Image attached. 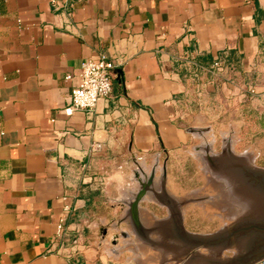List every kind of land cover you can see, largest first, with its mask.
<instances>
[{"label": "crops", "instance_id": "1", "mask_svg": "<svg viewBox=\"0 0 264 264\" xmlns=\"http://www.w3.org/2000/svg\"><path fill=\"white\" fill-rule=\"evenodd\" d=\"M263 50L264 0H0V264L249 256L225 263L222 238L176 233L187 218L169 187L164 216L153 198L191 141L185 96L215 89V63L229 72ZM101 54L111 97L66 116L82 62Z\"/></svg>", "mask_w": 264, "mask_h": 264}, {"label": "rangeland", "instance_id": "2", "mask_svg": "<svg viewBox=\"0 0 264 264\" xmlns=\"http://www.w3.org/2000/svg\"><path fill=\"white\" fill-rule=\"evenodd\" d=\"M220 74L214 90L200 83L183 99L181 120L191 141L172 161L171 178L159 180L153 200L164 216L169 187L187 218L176 233L185 229V236H207L209 243L222 238L214 243H223L226 263L264 237V50L250 66ZM252 225L260 230L238 232ZM239 260L264 264V255Z\"/></svg>", "mask_w": 264, "mask_h": 264}, {"label": "built area", "instance_id": "3", "mask_svg": "<svg viewBox=\"0 0 264 264\" xmlns=\"http://www.w3.org/2000/svg\"><path fill=\"white\" fill-rule=\"evenodd\" d=\"M116 65L106 54L90 58L82 62L79 72V83L71 90L69 106L64 110L66 116L71 117L77 112H89L96 108L101 100L111 97L113 92V79L111 72ZM218 72L225 70L222 63L214 65ZM67 80L72 76L68 75ZM66 211L70 208L67 206ZM65 219L58 225L59 234H63Z\"/></svg>", "mask_w": 264, "mask_h": 264}, {"label": "flooded vegetation", "instance_id": "4", "mask_svg": "<svg viewBox=\"0 0 264 264\" xmlns=\"http://www.w3.org/2000/svg\"><path fill=\"white\" fill-rule=\"evenodd\" d=\"M260 230V228L258 226H250L246 229H242V231H238V232H244L246 230ZM235 233V232H234ZM249 250V249H248ZM248 255H246V257L248 258H257L259 256H263L264 255V237H260L258 240H256L252 246V248L248 251Z\"/></svg>", "mask_w": 264, "mask_h": 264}, {"label": "water", "instance_id": "5", "mask_svg": "<svg viewBox=\"0 0 264 264\" xmlns=\"http://www.w3.org/2000/svg\"><path fill=\"white\" fill-rule=\"evenodd\" d=\"M147 187V186H146ZM144 195H145V190L144 191H142L140 194H139V196L137 197V200H136V202L134 203V205H133V208H134V211H136V209H137V207H138V204H139V202L142 200V198L144 197ZM124 239L125 238H128V236L129 235H127V234H122L121 235ZM117 243V241H114V244H116Z\"/></svg>", "mask_w": 264, "mask_h": 264}]
</instances>
